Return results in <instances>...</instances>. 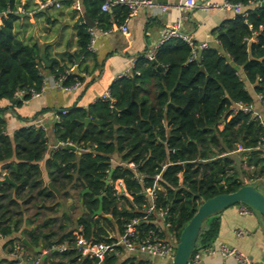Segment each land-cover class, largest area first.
<instances>
[{
	"label": "trees",
	"instance_id": "obj_1",
	"mask_svg": "<svg viewBox=\"0 0 264 264\" xmlns=\"http://www.w3.org/2000/svg\"><path fill=\"white\" fill-rule=\"evenodd\" d=\"M230 1L246 8L264 0ZM102 2L83 0V9L93 21L102 23V29H107L110 13L101 11ZM20 6L25 14L27 7L18 0H0V99H12L17 89L40 90L41 70L58 76L71 67L59 65L56 59H49L50 66L46 67L39 58L40 46L15 37L13 27L22 16L17 12ZM116 10H122V18L128 15L123 6L111 11ZM83 20L78 18L76 24L77 52L68 56L72 65L76 57L90 54L88 27ZM213 33L217 45L202 49L198 59L189 60L192 48L181 39L163 43L154 62L138 57L134 69L139 74L117 78L109 87L115 100L113 109L117 110L116 123L108 103L96 101L86 108H69L53 125V142H71L78 149L60 148L49 156L47 163L53 170L48 171V180L61 194L67 188L79 189L82 213L76 222L86 238L103 241L107 230H113V222L115 231L121 232L124 223L133 218H139L137 229L143 232L154 228V220L166 210L168 234L177 242L181 229L203 200L244 185L237 168L242 160L234 156L239 146L243 148L239 154L257 169L250 178L264 177L263 152L255 149L264 130L250 114L231 108L233 103H254L264 90V6L235 14ZM82 73H87V67L77 64L63 85L81 82ZM86 117L90 121L85 124ZM2 131L4 121L0 118V173H7L17 184L14 196L11 185L0 186V235L7 239L5 246L11 250L19 240L13 234L19 231L28 206L38 213L43 206L51 210L60 202L53 204L57 199L38 166L47 151L46 131L30 126L17 129L11 136ZM113 157L132 162L143 174L142 182L134 178L132 168L111 164ZM108 179L111 183H107ZM119 179L124 184L123 192H117L113 185ZM154 181L155 210L142 220L149 205L145 190ZM99 204L102 214L110 215V219L93 215ZM206 221L195 247L209 244L216 234V224ZM165 231L161 237L167 234ZM23 235L32 245H39L41 232L25 230ZM72 240L71 231L52 232L43 238L41 246ZM46 263L97 264L94 259H79L73 249L51 251L41 261ZM102 263L149 264V260L129 256L118 262L116 255L108 254Z\"/></svg>",
	"mask_w": 264,
	"mask_h": 264
},
{
	"label": "crops",
	"instance_id": "obj_2",
	"mask_svg": "<svg viewBox=\"0 0 264 264\" xmlns=\"http://www.w3.org/2000/svg\"><path fill=\"white\" fill-rule=\"evenodd\" d=\"M43 1L45 0H18L19 3L26 5L27 12L15 21L13 27L15 37L28 44L36 43L38 46L43 45L47 61L49 59H56L59 65L66 64L71 66V71H75L76 65L80 64L82 67H87V73L84 75L81 84L73 91L53 88L49 83H46L42 92L34 98L0 99V118L4 121V131L10 136L17 129L26 126L30 122L43 121L46 133L48 134L49 144L44 156L38 161V166L46 186L50 182L48 180V171L53 170L52 166L47 163V159L49 158L48 151L50 144L53 142L50 129L53 125L54 112L59 109H69L72 107L86 108L89 104L94 103L96 98L116 81L118 74L131 61L136 60L157 44L160 31L171 23L176 14L180 13L182 16V33L190 37L195 43L205 42L208 46L217 45L216 34L213 33V30L223 21L235 16L233 11L229 9L205 11L198 8H181L169 9L166 12L154 14L149 9L139 8L133 15H125L123 18L122 10L107 11L110 13L107 29H102V23L99 21L95 22L89 17L94 22V29L97 31L96 50L90 52L88 55L84 54L76 57L75 64L72 65L68 56L76 53L78 49L76 24L78 18L83 17V21L85 22V16H87L84 14L83 0H49L58 2L59 6L52 5L42 8L40 4ZM154 1L170 5H178L184 2V0ZM195 1L201 2L204 0ZM211 1L221 2L222 0ZM257 6L256 3H251L246 8L243 6L242 10L247 8L252 9ZM121 25L127 26L126 33L120 31L119 26ZM48 73L45 70V74L47 75ZM254 106L259 108L257 102L254 103ZM240 151H235V158L240 155L236 154V152L239 153ZM112 159L115 162L120 161L114 157ZM115 184L124 185L123 182L120 183L119 181H116ZM52 192L55 195V199H57H53V204L58 201L60 205L53 206L52 203H49L48 205L53 206V209L48 210L43 206L38 213L35 209L28 206L19 225V231L13 234V237L22 242V238H27L23 235L25 230H33L36 233L41 232V238L38 240L39 245H37L40 246L39 252L24 244L32 256H37L35 253H40L46 248L41 246L44 244L43 238L45 236L52 232H73L78 226L76 221L79 216L74 218L71 206H69L70 208L68 207L67 211L64 205L62 207L70 190L68 188L64 191L62 190L63 194L59 190L58 194L54 191ZM77 200L80 204V200L78 198ZM240 207L241 204L229 206L207 219L206 224H216V234L209 244L217 246L220 243H224L228 246L236 247L247 254L255 263L264 264V229L260 223L261 216L252 208H249L248 212L242 213ZM46 224L47 226L45 227ZM154 224L161 228L164 227L159 218L154 220ZM112 225L114 227L110 232L118 235L119 232L115 231V223L113 222ZM237 229L246 230L247 234L238 236L235 233ZM6 241V238L0 239V254L10 247L5 246ZM129 256L145 257L149 260V264H167L168 261L167 258L148 257L145 254L139 253L135 254L126 248H121L119 254L116 255L118 262ZM41 261L43 260L41 259ZM202 263L237 264L232 256H223L218 252L204 254ZM0 264H15V262L9 258H3Z\"/></svg>",
	"mask_w": 264,
	"mask_h": 264
},
{
	"label": "built area",
	"instance_id": "obj_3",
	"mask_svg": "<svg viewBox=\"0 0 264 264\" xmlns=\"http://www.w3.org/2000/svg\"><path fill=\"white\" fill-rule=\"evenodd\" d=\"M52 5L56 7L59 6L58 2L45 0L41 2L40 7L43 8ZM257 5L260 6V3ZM118 6L125 7L128 10V15H133L139 8L149 9L154 14L163 13L168 11L169 9H181V8H185V9L198 8L200 10H205V11L229 9L232 10L234 14H239L242 13L243 11L242 10L243 5L240 2L234 3L231 2L230 0H222L221 2H216L211 0H204L201 2H196L195 0H184V2L178 5L160 3L154 0H103L100 9L103 12H107V11H111L113 8ZM17 12L19 14H23L25 10L22 8V6H20L18 7ZM181 19L182 16L180 15V13L176 14L173 17L171 23L160 31V37L157 44L152 49L142 54V56L145 58L147 62H154V56L157 49L161 47L163 43H165L170 39H181L191 46L192 50L189 60L200 58L201 56L200 51L204 48H207L208 45L205 42L195 43L190 37L183 34L181 31V21H182ZM119 29L122 33L127 32L126 25L119 26ZM88 32H89V41L87 44V50L89 52H94L96 50L95 42H96L97 31L94 29V27H88ZM135 61L136 60L131 61V63L118 74V78L130 77L133 74L138 75L139 71L134 69ZM71 72H72L71 69H69L65 71L63 74L54 76L51 73H48L46 75L45 70H41L40 75H42V84L40 90L36 91L32 88L17 89L13 93V98L23 99L24 96H28V98H34L42 92V90L46 86V83H49V85L53 88H60L65 91H73L81 84L79 80L73 82L70 85H63L64 79ZM82 75L85 74L82 73ZM96 101L107 102L109 108L111 109H113V104L115 102L114 98L110 94L109 88H107L103 93H101L98 96V98H96L95 102ZM255 102L259 104V108H256L254 106ZM255 102L248 105L242 103H233L231 108L233 111H243L244 113L250 114V116L254 120H257L259 122V124L262 126L264 130V111H263L264 90L261 93L257 94ZM67 110L68 109H59L53 113V125L60 121L61 116L64 115L67 112ZM53 125L52 128L50 129L51 135L52 132L54 131ZM27 126H30L34 129L42 128L46 131V128L42 120L30 122L24 127ZM2 134L7 135L5 131H2ZM48 144H49V140H48ZM68 144L74 145L76 148L74 150L78 149L77 145L74 143L56 141L50 144V149L48 151L49 156H51L54 151L60 148H65L66 145ZM262 145H264V132L260 137L257 145L255 146V149L260 150ZM238 150H243V148L239 146L236 151ZM114 163L124 167L132 168L134 170V178L138 182H142L143 174L136 171L135 165L133 163L124 162V161L115 162L111 158V164ZM158 178H159V174H156L155 180H157ZM117 181H119L120 183L122 182L121 179ZM115 182L113 184H115ZM108 183H111V181L108 180ZM155 184L156 181H154L152 187L147 188L145 190L149 200V205L145 210V214L141 217L142 220L146 219L155 210V196H156ZM119 186L120 189H117L114 186L115 190L117 192H123L124 185L122 186L121 184ZM240 204H241L240 211L242 213L248 212L250 207L243 203ZM168 217L169 215L166 210L160 212L159 219L161 220L164 229H168L170 227V222L168 220ZM139 222H140L139 218H133L125 222L122 231L119 232L118 235L112 234L110 230L107 233L105 240L103 241H94L93 239L86 238L81 233V227L77 226L72 232L73 234L72 243L63 242L61 244H52L50 247L44 248L39 253L38 256L30 255L24 243L21 242V240H16L11 250H4V252L0 254V261L3 258H9L11 260H14L15 264H41V257L43 255H48L51 251L63 252L69 249H73L76 251L79 259H84V258L94 259L96 260L97 264H102V260L106 255L108 254L118 255L121 248H126L127 250L135 254L137 253L145 254L148 257H161V258L172 259L175 251V245L171 242L172 239L169 240L165 237L160 236L161 232L164 229L159 226H155L154 228L150 227L142 232L137 229V224ZM235 233L238 236H243L247 234V231L242 229H237ZM2 238L4 237L0 235V239ZM215 252H218L223 256H232L236 260L237 264H257L240 249L233 246H228L224 243H220L217 246H213L212 244H209L206 246L195 247L186 264H203L202 263L203 255L213 254Z\"/></svg>",
	"mask_w": 264,
	"mask_h": 264
},
{
	"label": "water",
	"instance_id": "obj_4",
	"mask_svg": "<svg viewBox=\"0 0 264 264\" xmlns=\"http://www.w3.org/2000/svg\"><path fill=\"white\" fill-rule=\"evenodd\" d=\"M261 6H264V1L260 2ZM85 23L88 27H94V22L88 17L85 16ZM39 58L41 62L46 66H50V62L47 61L45 57V49L44 46H40V54ZM159 71L162 70L161 66L157 65ZM202 70V67H200ZM117 110L113 109V122L116 123ZM90 121L89 117L84 119V123H88ZM65 149L74 150L76 149L74 145L68 144ZM264 159V155H263ZM108 183V181H107ZM3 184H9L13 187V196L15 195V191L17 188V184L12 181L9 175L5 172L0 173V186ZM47 186L58 194V190L51 184V182L47 183ZM243 203L250 208L256 210L260 216V223L264 229V194L260 192L256 187L252 184H244L237 188L235 191L227 192V193H219L210 198L203 200L198 206L190 220L183 226L180 231L178 240L176 242L175 251L173 257L171 259L170 264H186L189 260L192 251L196 246V241L198 238L199 231L203 222L215 215L225 208ZM102 214L101 205L99 204L97 210L93 212V215ZM107 219H110L111 216L107 214H102ZM22 242L29 248H33L36 252L40 251V246L34 247L26 238H22ZM46 258V255L41 257L42 260Z\"/></svg>",
	"mask_w": 264,
	"mask_h": 264
},
{
	"label": "rangeland",
	"instance_id": "obj_5",
	"mask_svg": "<svg viewBox=\"0 0 264 264\" xmlns=\"http://www.w3.org/2000/svg\"><path fill=\"white\" fill-rule=\"evenodd\" d=\"M259 151L264 153V145H262V147L260 148ZM236 154H239V153H236ZM238 157H239V159L241 158V160H242L241 163L237 167L238 172H240V174H241L242 182L244 184H252L254 187H256L260 192H262L264 194V180H262V178H264V177H261V178L255 177L257 179H255V178L251 179L250 176H252L253 170H257V169H254L253 166H249L247 161L244 159V156L239 155ZM113 185L117 189H120L119 185H116V184H113ZM78 192H79V189L70 190V192H69L70 196L68 195V197L65 198V200L62 204V207L64 205V208L66 209V211H67L68 207L71 206L72 215L74 216V218L77 216H80V214L82 213L81 205L77 202L78 201L77 200ZM64 208H62V210H64ZM209 218H207V219H209ZM165 230L164 231L167 234L166 235L164 234V237L171 240V237L168 234L169 233L168 229H165ZM171 242L176 246V242H174L172 240H171ZM170 263H171V259L169 258L167 261V264H170ZM151 264H153V263H151Z\"/></svg>",
	"mask_w": 264,
	"mask_h": 264
},
{
	"label": "flooded vegetation",
	"instance_id": "obj_6",
	"mask_svg": "<svg viewBox=\"0 0 264 264\" xmlns=\"http://www.w3.org/2000/svg\"><path fill=\"white\" fill-rule=\"evenodd\" d=\"M80 192H78V195H77V198L80 200V205H81V203H82V198L80 197ZM82 206V205H81ZM97 210V209H96ZM99 215H101V214H99ZM99 215H94L95 217L97 216H99Z\"/></svg>",
	"mask_w": 264,
	"mask_h": 264
}]
</instances>
